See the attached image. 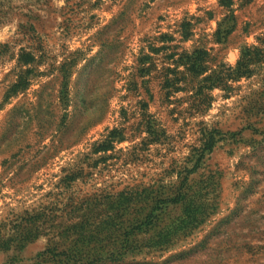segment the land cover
<instances>
[{
	"label": "rangeland",
	"instance_id": "obj_1",
	"mask_svg": "<svg viewBox=\"0 0 264 264\" xmlns=\"http://www.w3.org/2000/svg\"><path fill=\"white\" fill-rule=\"evenodd\" d=\"M233 2L0 0V264H264V0ZM196 48L253 74L200 100Z\"/></svg>",
	"mask_w": 264,
	"mask_h": 264
},
{
	"label": "trees",
	"instance_id": "obj_2",
	"mask_svg": "<svg viewBox=\"0 0 264 264\" xmlns=\"http://www.w3.org/2000/svg\"><path fill=\"white\" fill-rule=\"evenodd\" d=\"M234 4L233 0H219V5L226 7L229 9ZM229 24L225 26V28L222 30L221 25L219 24V29L217 30L216 34L219 36H224L225 39L228 38L229 35L233 32L235 28V16L234 14L230 15V18H228ZM1 24V22H0ZM193 24L191 22H182L181 24V33L184 40L189 39L191 36L190 29L192 28ZM160 41L163 43H168L172 41V37L168 36L166 34L161 35L158 37ZM224 39V40H225ZM217 43H223L222 38L219 37L216 40ZM170 46H165V44L161 46H155V45H149V49L151 53L159 54L161 50L165 48H169ZM176 53L172 54V59L174 61L175 68H169L168 71H174L177 74H184V76H187L186 74L190 75L189 78L197 79L202 78L201 81L197 84V90L196 94H198L199 99L201 100L200 96H205V90H209L214 87H219L227 83L228 81H236L239 80L242 77H251L253 72L250 68V59L244 60V56H247L248 54L245 52L243 53V57L237 62L235 67L228 66L227 68L223 66L217 65L215 69L210 65H214L213 58L210 57V53L208 49L206 48H196L193 50V52H187L184 51L183 53L179 54V58L177 60H174V56ZM21 63L26 65L30 64L34 61V57L31 53H23L21 55L20 59ZM156 58H154L151 54H144L143 57H141L139 61V65L141 66V71L143 73V76L150 75L153 71L154 67L158 66V63L156 62ZM216 65V64H215ZM183 67V71L178 72V68ZM30 70L26 72L28 74ZM185 78V77H184ZM164 88H173V85L180 82V78H163ZM29 82L26 80V78L19 77L18 83L14 85V94L7 95L6 101L11 97L17 94L18 87L21 90H25L28 87ZM65 88L67 87V83H64ZM208 98V97H207ZM205 99V98H204ZM204 101V100H203ZM202 103V102H201ZM206 105V103H204Z\"/></svg>",
	"mask_w": 264,
	"mask_h": 264
}]
</instances>
